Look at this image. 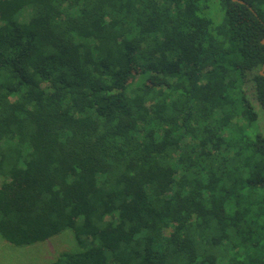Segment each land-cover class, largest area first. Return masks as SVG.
Masks as SVG:
<instances>
[{"label": "trees", "instance_id": "1", "mask_svg": "<svg viewBox=\"0 0 264 264\" xmlns=\"http://www.w3.org/2000/svg\"><path fill=\"white\" fill-rule=\"evenodd\" d=\"M240 1L0 0V238L264 264V0Z\"/></svg>", "mask_w": 264, "mask_h": 264}, {"label": "rangeland", "instance_id": "2", "mask_svg": "<svg viewBox=\"0 0 264 264\" xmlns=\"http://www.w3.org/2000/svg\"><path fill=\"white\" fill-rule=\"evenodd\" d=\"M261 124H264V120H261ZM68 230L44 241L21 246L0 238V264H50L58 252L73 246L74 239Z\"/></svg>", "mask_w": 264, "mask_h": 264}, {"label": "water", "instance_id": "3", "mask_svg": "<svg viewBox=\"0 0 264 264\" xmlns=\"http://www.w3.org/2000/svg\"><path fill=\"white\" fill-rule=\"evenodd\" d=\"M235 1H238V2H240V3H242V1H240V0H235ZM261 42L262 43H264V38L261 40ZM264 68V65L262 66V69ZM262 73V72H261Z\"/></svg>", "mask_w": 264, "mask_h": 264}]
</instances>
